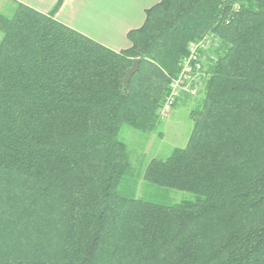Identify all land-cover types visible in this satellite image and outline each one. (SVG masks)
I'll return each mask as SVG.
<instances>
[{"label": "trees", "instance_id": "trees-1", "mask_svg": "<svg viewBox=\"0 0 264 264\" xmlns=\"http://www.w3.org/2000/svg\"><path fill=\"white\" fill-rule=\"evenodd\" d=\"M64 2L0 13V264H264V0H161L122 51L60 23ZM206 40L174 103H196L188 144L143 175L195 199L120 193L124 127L157 128Z\"/></svg>", "mask_w": 264, "mask_h": 264}, {"label": "crops", "instance_id": "crops-1", "mask_svg": "<svg viewBox=\"0 0 264 264\" xmlns=\"http://www.w3.org/2000/svg\"><path fill=\"white\" fill-rule=\"evenodd\" d=\"M58 1L0 0V13L10 17L21 3L48 14ZM159 2L161 0H65L56 19L108 48L122 51L130 47L128 33L142 27L146 11Z\"/></svg>", "mask_w": 264, "mask_h": 264}, {"label": "rangeland", "instance_id": "rangeland-1", "mask_svg": "<svg viewBox=\"0 0 264 264\" xmlns=\"http://www.w3.org/2000/svg\"><path fill=\"white\" fill-rule=\"evenodd\" d=\"M192 92L195 94V91ZM195 104L178 102L172 107L170 114L161 118L157 128L150 133L124 127L121 136L128 146L132 169L130 177L119 189L120 193L164 205L195 199L193 194L166 190L143 180L145 169L152 159H165L174 149L187 146L193 129L190 111Z\"/></svg>", "mask_w": 264, "mask_h": 264}, {"label": "built area", "instance_id": "built-area-1", "mask_svg": "<svg viewBox=\"0 0 264 264\" xmlns=\"http://www.w3.org/2000/svg\"><path fill=\"white\" fill-rule=\"evenodd\" d=\"M211 45V40L201 41L198 43H193L190 46V55L186 57L182 62V71L180 76L173 81L171 88V94L166 100V104L162 109V114L168 116L171 112L176 99L179 97L181 92L184 90L183 85L191 81L195 74L198 75V71L201 69V63L199 62L203 55L200 52H206ZM200 59V60H199ZM194 64L196 67H194Z\"/></svg>", "mask_w": 264, "mask_h": 264}, {"label": "water", "instance_id": "water-1", "mask_svg": "<svg viewBox=\"0 0 264 264\" xmlns=\"http://www.w3.org/2000/svg\"><path fill=\"white\" fill-rule=\"evenodd\" d=\"M140 68V60H136L133 67L130 69V71L128 72L126 78H125V82L128 83L130 82V80L132 79V77L134 76L135 73H137V71Z\"/></svg>", "mask_w": 264, "mask_h": 264}]
</instances>
